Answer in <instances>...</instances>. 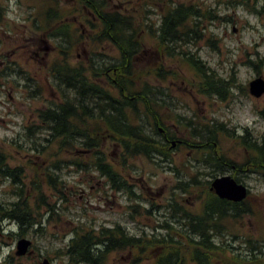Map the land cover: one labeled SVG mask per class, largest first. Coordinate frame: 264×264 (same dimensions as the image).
<instances>
[{"label":"rangeland","instance_id":"374dc122","mask_svg":"<svg viewBox=\"0 0 264 264\" xmlns=\"http://www.w3.org/2000/svg\"><path fill=\"white\" fill-rule=\"evenodd\" d=\"M107 3L111 10L134 16L146 31L141 33L143 47L135 68L143 81L161 90L156 93L163 106L156 107L162 120L159 127L176 131V140L182 143L171 148L167 157L129 156L121 142L112 139H104L95 148L80 139L59 146L39 113L63 103L64 93L74 98V91L58 85L52 65L67 56L70 65L87 67L92 52L101 62L119 53L110 43L96 46L89 41L93 31L87 20L93 18L79 0H0V154L6 156L7 168L14 175L0 176V211L22 194L28 197L32 216L41 215L36 216L41 224L23 228L0 215V264H44L47 258L49 264H79L69 258V241L116 225L129 235L154 238L167 234L162 226L168 223L176 227L170 233L186 244L187 238L175 234L187 235L179 208L202 214L209 195L202 185L226 174L240 178L249 193L240 206L245 213L223 221L220 233L214 232V241L221 247L214 263L264 264V175L238 167L221 170L215 177L207 175L211 167L203 164V151L185 143L193 139V125L214 122L223 124L226 131L218 137L219 151L240 164L257 155V151L251 155L242 137L258 143L264 138V94H250V82L264 79V0ZM177 4L195 5L203 16L198 17L197 33L190 32V42L174 44L176 53L166 58L157 38L158 27L163 14ZM49 8L59 18L55 14L47 21ZM62 28L69 43L57 33ZM191 56L199 59L207 73L229 82L221 86L229 89L227 98L200 92V77L186 61ZM160 66L167 73L157 83L155 70ZM132 119L136 122L135 116ZM146 131L161 138L148 126ZM97 156L119 171L115 181L100 172ZM193 177L199 184L186 193L179 184ZM21 238L32 241L26 255L16 251ZM103 256L105 264H153L146 257L138 262L135 248ZM235 256L247 261L237 263Z\"/></svg>","mask_w":264,"mask_h":264},{"label":"trees","instance_id":"16d2710c","mask_svg":"<svg viewBox=\"0 0 264 264\" xmlns=\"http://www.w3.org/2000/svg\"><path fill=\"white\" fill-rule=\"evenodd\" d=\"M79 1L93 18L87 20L93 31L89 34V41L96 46L110 43L117 49L119 55L101 62L96 53L92 52V56L87 60L89 63L87 67L70 65L67 56H64V61L55 62L51 67L54 80L63 86L64 91L73 90L74 98L64 93L66 98L63 103L56 108L49 107L40 111L42 123L61 147L80 139L86 146L95 148L101 147L104 139H112L120 141L129 156L149 157L158 154L167 157L171 150V141L176 140L177 132L159 127L162 120L157 108L163 106L159 104L160 100L156 93L161 90L157 85L151 84V81H143L135 68V60L143 47L141 33L145 30L141 27V22L132 15L109 9L107 0ZM200 10L195 5L177 4L163 14L157 38L166 58L176 53L174 44L178 42L186 44L190 42L192 36L190 32L197 33L198 17L203 16ZM55 14L59 18L57 11L49 8L46 20L51 22ZM57 33L63 35L67 43L68 33L63 31V28ZM186 61L200 77L199 86L202 94H216L220 98H227L229 89L221 88L229 83L227 80L216 73H207L198 64L199 59L195 56L188 57ZM155 73L157 83L165 80L167 71L162 66L158 67ZM133 116L136 122L133 121ZM147 126L161 138L148 133ZM190 132L193 139L185 143L191 149L203 151V164L211 167L207 175L215 177L221 170H234L237 167L240 170L250 169L264 175V138L258 143L246 136L242 137V144L251 151V155L254 151H257V155L240 164L218 149V137L226 132L223 124L217 125L214 122L195 124ZM97 166L102 174L113 181L119 176V171L112 164L105 162L101 156H97ZM0 176L14 177L7 168L4 154H0ZM235 178L240 181V178ZM120 182L126 185L125 180ZM211 182L210 180L202 185L203 190L209 191L202 214L190 213L186 208H179L186 221L183 230L187 235L184 237L179 232L175 234L187 238L188 243H183L171 234L170 231L176 227L168 223L162 226L167 230V234L154 238L129 235L124 228L116 225L112 228H99L96 233L87 232L76 236L69 251L71 260L84 264H105L104 253L116 249L135 248L138 262L146 257L152 259L153 264H215L214 255L219 254L221 247L214 241V232L220 233L223 221L236 219L245 212L240 208L243 203L231 202L216 196L211 191ZM198 184L197 178L193 177L179 185L187 193L197 188ZM30 209L28 197L21 194L19 200L11 207L3 208L0 215L19 223L20 228L41 224V218H36L41 215L36 214L33 217ZM235 259L237 263L247 261L239 256H235ZM218 261L216 260V263Z\"/></svg>","mask_w":264,"mask_h":264},{"label":"water","instance_id":"95a60500","mask_svg":"<svg viewBox=\"0 0 264 264\" xmlns=\"http://www.w3.org/2000/svg\"><path fill=\"white\" fill-rule=\"evenodd\" d=\"M250 94L255 97H260L264 94V79L257 77L250 82ZM176 142L173 141V145ZM212 189L215 193L223 199H228L234 202H242L248 194V188L243 183L237 182L231 175H223L217 177L212 182ZM32 241L28 238H21L17 242V254L26 255L29 252V248ZM45 264H48V260H44Z\"/></svg>","mask_w":264,"mask_h":264},{"label":"flooded vegetation","instance_id":"af4514ba","mask_svg":"<svg viewBox=\"0 0 264 264\" xmlns=\"http://www.w3.org/2000/svg\"><path fill=\"white\" fill-rule=\"evenodd\" d=\"M75 239H76V237H74L73 239H71L70 241H69V248H68V255H69V258L71 259V256H70V253H69V251L72 249V247H73V243H74V241H75ZM99 256H101V255H99ZM48 259V258H47ZM49 260V259H48ZM50 262V261H49ZM77 262H79V261H77ZM79 264H84L83 262H79Z\"/></svg>","mask_w":264,"mask_h":264}]
</instances>
